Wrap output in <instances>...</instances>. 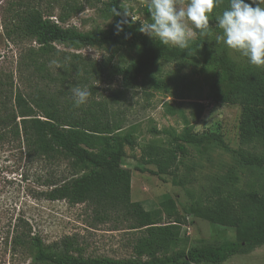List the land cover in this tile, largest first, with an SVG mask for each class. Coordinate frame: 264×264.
I'll return each mask as SVG.
<instances>
[{
  "label": "rangeland",
  "instance_id": "rangeland-1",
  "mask_svg": "<svg viewBox=\"0 0 264 264\" xmlns=\"http://www.w3.org/2000/svg\"><path fill=\"white\" fill-rule=\"evenodd\" d=\"M119 1L124 11L131 14L126 19L135 33L148 37L139 31L141 21L149 18L147 0ZM70 4L82 11L64 27L75 26L82 32L95 33L109 30L115 24L114 15L106 7L109 0H92L91 3L87 0H0V78L8 83L10 90L11 84L14 90L30 92H53L61 88L59 82L49 81L47 73L37 69L38 63L32 62L35 57L44 61L38 52L39 46L31 39L17 37L12 31L18 10L38 9L44 16H52L51 19L57 21L58 14ZM227 6L228 0H223L214 9L210 17L211 35L195 36L189 49L193 47L197 52H209L215 57L227 56L245 65L248 63L245 58L222 42L216 43L220 30L215 27V16ZM54 48L59 53L57 57L53 55L46 66L54 77L57 75L56 63H53L56 58H67L80 65L101 63L113 55L116 71L129 66L136 58L135 51L112 45L78 48L55 44ZM158 69L159 77L167 82L172 77L180 79L177 88L170 86L171 93L156 91L144 81L136 88L125 90L121 76L116 73L78 84L89 87L92 93L83 107L108 105L111 120L121 128L119 134L132 135L135 144L123 146L122 166L131 172L133 202L141 203L147 211H155L160 209L165 197L173 200L176 208L172 211L171 221L181 220L183 233L193 245L243 242L248 236L246 228L235 229L186 216L182 208L192 198L212 205L218 198L231 196V201L238 206L244 201L243 195L252 189L260 196L264 195V166L259 164L264 147L248 139L243 129L248 115H254L259 108L248 107L241 97L231 95L226 88L213 91L214 74L211 72L204 74L186 65L179 68L176 63H160ZM71 81L73 83L65 85L69 100L72 99L70 90L77 86L76 79ZM191 103L206 107L198 122H193ZM167 106L181 110L183 114L172 116L168 114ZM13 107L14 103L9 100L8 109ZM33 107L37 115L42 116L41 111L35 105ZM186 120L193 124L195 133L218 136L230 151L213 145L206 149L189 147L188 156L172 174L163 178L152 175L150 170L156 168L143 158V150L149 144H164L166 137L153 135L151 130L182 134ZM13 127L15 123L0 126V264H41L34 261L35 238H40L47 247L71 239L77 252L85 258L123 260L135 257L133 246L141 232L130 230L131 223L123 216L98 214L95 208L86 204L54 202L46 197L53 183L71 177L79 170H74L72 163L63 157L56 159L40 154L34 143L24 138L22 131L19 135L12 132ZM163 218L165 222L170 221L166 215ZM224 264H264V245Z\"/></svg>",
  "mask_w": 264,
  "mask_h": 264
},
{
  "label": "trees",
  "instance_id": "trees-1",
  "mask_svg": "<svg viewBox=\"0 0 264 264\" xmlns=\"http://www.w3.org/2000/svg\"><path fill=\"white\" fill-rule=\"evenodd\" d=\"M87 1L91 3L92 0ZM106 7L114 15L115 24L109 30L95 33L82 32L75 26L64 27L82 11L75 4L63 9L57 21L34 8L16 12V24L12 32L19 38L33 40L39 46L38 52L44 61L35 57L31 59L32 62L38 63L37 69L45 71L49 81L59 82L61 88L53 92L37 93L14 90L11 84L10 90L8 83L0 78V126L7 127L15 123L12 132L19 135L22 131L24 138L33 142L40 154L56 159L63 157L72 163L74 170H79L73 176L53 183L51 191L46 194L49 200L65 201L72 205L86 204L95 208L98 214H118L131 223L130 230L141 232V236L133 246L135 257L123 260L85 258L77 252L78 248L71 239L47 247L40 238H35L34 261L41 264H224L233 257L250 254L262 247L264 195L260 196L256 190L245 193L244 201L238 206L231 201V196L218 198L212 205L192 198L183 206V214L186 216L230 228L247 229L245 241H225L218 245H193L183 233L181 220L176 218L171 221L176 205L168 197L161 202L160 209L155 211H147L141 203L133 202L131 172L122 166L123 146L135 144L132 135L119 134L121 128L111 120L108 105L76 107L73 98L67 99L69 94L65 85L73 83L72 79H76L75 84L78 85L118 73L125 90L136 88L144 81L154 90L169 94L172 91L170 86L177 88L180 79L172 77L169 82L162 79L159 77L158 65L176 63L179 68L192 66L204 74H214L211 83L213 91L226 88L231 95L241 97L248 107L259 108L254 115H248L243 129L248 139L264 147V67L248 63L240 65L227 56L215 57L209 52H197L193 47L188 51L164 46L135 33L123 14L124 8L119 0H109ZM114 10L120 15H115ZM118 24L123 29L119 33ZM55 44H69L78 48L112 45L135 51L136 58L129 66L118 71L113 65V55L101 63L80 65L67 58H56L57 75L54 77L46 66L51 57H57L59 53L54 48ZM9 100L14 103L12 110L8 109ZM33 105L41 111L42 116L37 115ZM167 107L168 114L172 116L183 114L172 106ZM190 107L193 122H198L206 107L201 103H191ZM151 134L166 137L164 144H149L143 150V158L156 168L155 171L150 170V173L161 178L172 174L183 163L189 147L206 149L213 145L226 152L230 151L218 136L195 133L193 124L187 120L182 134L158 131L156 128L151 130ZM259 164L264 166V154ZM163 215L170 221L165 222Z\"/></svg>",
  "mask_w": 264,
  "mask_h": 264
},
{
  "label": "clouds",
  "instance_id": "clouds-1",
  "mask_svg": "<svg viewBox=\"0 0 264 264\" xmlns=\"http://www.w3.org/2000/svg\"><path fill=\"white\" fill-rule=\"evenodd\" d=\"M222 3L223 0H147L149 18L141 21L139 31L164 46L189 49L195 36L211 35L210 17ZM114 14L120 15L116 10ZM123 14L131 15L127 11ZM215 27L220 30L216 43L222 42L250 65L264 67V0H228V6L215 16ZM122 30L118 24L117 32ZM70 91L76 107L85 104L92 94L87 86L77 85Z\"/></svg>",
  "mask_w": 264,
  "mask_h": 264
}]
</instances>
